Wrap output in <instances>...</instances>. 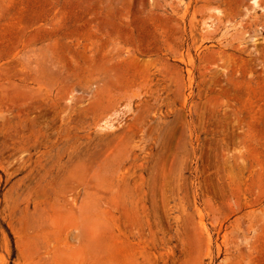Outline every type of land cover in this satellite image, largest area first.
I'll return each instance as SVG.
<instances>
[{
	"label": "rangeland",
	"instance_id": "374dc122",
	"mask_svg": "<svg viewBox=\"0 0 264 264\" xmlns=\"http://www.w3.org/2000/svg\"><path fill=\"white\" fill-rule=\"evenodd\" d=\"M0 0V264H264V0Z\"/></svg>",
	"mask_w": 264,
	"mask_h": 264
},
{
	"label": "bare ground",
	"instance_id": "6f19581e",
	"mask_svg": "<svg viewBox=\"0 0 264 264\" xmlns=\"http://www.w3.org/2000/svg\"><path fill=\"white\" fill-rule=\"evenodd\" d=\"M256 1L254 0V3H255Z\"/></svg>",
	"mask_w": 264,
	"mask_h": 264
}]
</instances>
